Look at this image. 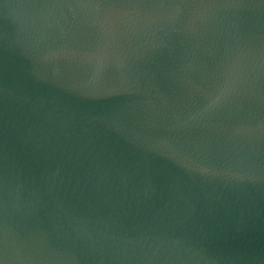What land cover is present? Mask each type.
<instances>
[{"label":"water","instance_id":"1","mask_svg":"<svg viewBox=\"0 0 264 264\" xmlns=\"http://www.w3.org/2000/svg\"><path fill=\"white\" fill-rule=\"evenodd\" d=\"M0 264H264V0H0Z\"/></svg>","mask_w":264,"mask_h":264}]
</instances>
